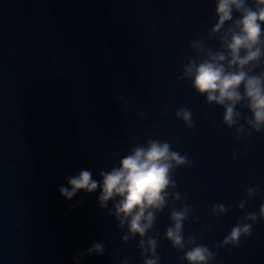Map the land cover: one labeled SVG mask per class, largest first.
I'll return each mask as SVG.
<instances>
[{
    "label": "water",
    "instance_id": "obj_1",
    "mask_svg": "<svg viewBox=\"0 0 264 264\" xmlns=\"http://www.w3.org/2000/svg\"><path fill=\"white\" fill-rule=\"evenodd\" d=\"M215 7V0H0V264H76L94 242L104 253L79 264H143L139 237L122 242L127 229L99 207V189L68 200L59 188L82 169L99 180L148 139L191 161L173 174L199 218L185 221V237L215 252L212 264H264V220L239 247H216L264 203V131L236 139L224 109L177 79L196 55L190 42L215 22ZM182 107L192 112L191 129L175 115ZM213 204L229 211L214 216ZM169 211L150 233L159 235L160 264H187L164 239Z\"/></svg>",
    "mask_w": 264,
    "mask_h": 264
},
{
    "label": "clouds",
    "instance_id": "obj_2",
    "mask_svg": "<svg viewBox=\"0 0 264 264\" xmlns=\"http://www.w3.org/2000/svg\"><path fill=\"white\" fill-rule=\"evenodd\" d=\"M215 3V22L206 36L190 42L196 55L184 64L177 79L190 81L207 104L222 107L223 124L228 129L235 127L236 139L241 134L247 139L250 135L247 129L264 131V0H215ZM211 39L218 42V48L206 46V41ZM238 106L250 116L244 115ZM175 115L189 129L195 126L190 109L179 108ZM118 163L111 170H101L99 180L93 179L90 169L68 176L67 186L59 188L60 194L71 200L81 190L93 193L99 189V207L107 209L121 230L127 229L122 242L139 237L143 264H160L159 235L150 233L159 213L167 207L171 224L164 230V239L184 253L180 260L187 264H212L215 252L198 244L196 235L186 238L184 234L185 221L189 217L196 221L199 218L194 216L195 209L182 201L173 174L179 167L190 166L189 158L173 151L168 142L148 139L143 144H135ZM259 192L258 185L246 189L248 197ZM176 202H181L179 207L175 206ZM246 203L240 201L239 208L243 210ZM211 211L214 216H221L229 209L223 204H213ZM258 219L264 220V203L259 206L258 214L249 212L242 216L216 247H239L242 237L253 235L252 227ZM104 251L103 242H94L74 260L79 264L84 255H102ZM122 264H130V258H125Z\"/></svg>",
    "mask_w": 264,
    "mask_h": 264
}]
</instances>
